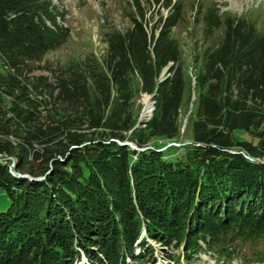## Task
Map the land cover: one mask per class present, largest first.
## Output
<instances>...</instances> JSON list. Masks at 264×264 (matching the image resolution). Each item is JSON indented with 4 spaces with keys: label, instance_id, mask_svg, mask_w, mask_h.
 <instances>
[{
    "label": "trees",
    "instance_id": "obj_1",
    "mask_svg": "<svg viewBox=\"0 0 264 264\" xmlns=\"http://www.w3.org/2000/svg\"><path fill=\"white\" fill-rule=\"evenodd\" d=\"M142 1L167 12L150 19ZM128 3L100 55L52 63L70 36L64 12L0 0V264L154 263L151 241L182 260L231 259L234 241H264V31L195 2L196 109L179 141L184 2ZM142 93L154 108L135 126Z\"/></svg>",
    "mask_w": 264,
    "mask_h": 264
},
{
    "label": "rangeland",
    "instance_id": "obj_2",
    "mask_svg": "<svg viewBox=\"0 0 264 264\" xmlns=\"http://www.w3.org/2000/svg\"><path fill=\"white\" fill-rule=\"evenodd\" d=\"M128 1L53 0V3L58 6L60 11L64 12L63 24L69 28L70 36L59 48L49 52L45 56V60H49L52 63H62L67 59L82 57L89 52L100 55L105 46L101 38L103 31L108 27L123 28L128 25L130 11ZM196 1L183 0V18L174 30V35L178 39L182 53V65L186 81L185 93L180 107L181 132L179 141H186L188 136L185 127L188 119L196 109L197 92L194 86V73L197 52L193 47L195 45L198 46L197 41H199L202 33L201 23H194L193 21ZM210 1L215 2L221 12H230L255 19L260 30L264 31V0H203L205 3H209ZM142 3L146 9V16L150 19L155 18L159 11L163 14L167 12L163 7L157 5L148 7L144 1ZM148 96V94H140L133 105L134 111H136L138 118H141V120L147 119L152 115L151 112L149 114L150 116L148 114L142 115V110L145 107V99ZM151 100L152 98L147 99L148 103ZM152 107L153 104L150 106L151 110ZM237 136L246 139L250 138L248 134H240V132H237ZM9 205L10 198L0 188V211L6 210ZM150 243L155 248L152 255V259H155L154 263L148 261L140 264H264V260L261 262H253L256 258L264 254V241L262 240L234 241L230 248L232 250L231 259L220 256L215 250H206L190 258L188 261L182 260V257L179 255V250H173L174 253H170V250L163 252L160 245L153 241ZM167 256H170V258L166 259L165 257ZM83 261L84 258L82 257L79 262L81 263Z\"/></svg>",
    "mask_w": 264,
    "mask_h": 264
},
{
    "label": "water",
    "instance_id": "obj_3",
    "mask_svg": "<svg viewBox=\"0 0 264 264\" xmlns=\"http://www.w3.org/2000/svg\"><path fill=\"white\" fill-rule=\"evenodd\" d=\"M148 98H152V95H149ZM150 103L153 104V100H151ZM153 108H154V106L152 107V110H153ZM152 110H151V114H152ZM138 120H139L138 122H140L141 121V118H138ZM138 122H137V124H138ZM119 143L120 144H127L131 148H133V149H138V150L139 149H142V148H138L135 144H133L132 142H129V141H123V142H119ZM169 144L179 145L178 143H169ZM11 172H13L14 176H16V177H25V178H28V179H31V180H40V179L43 178V176H40V177H31V176H28L27 174H20V173L16 172L14 168L11 169Z\"/></svg>",
    "mask_w": 264,
    "mask_h": 264
},
{
    "label": "bare ground",
    "instance_id": "obj_4",
    "mask_svg": "<svg viewBox=\"0 0 264 264\" xmlns=\"http://www.w3.org/2000/svg\"><path fill=\"white\" fill-rule=\"evenodd\" d=\"M147 99L149 100V98H147ZM147 99H145V107H144V110H142V115H146V114L149 115L151 112V108H150L151 103H150V101L148 103ZM12 168H13V166L10 169H12Z\"/></svg>",
    "mask_w": 264,
    "mask_h": 264
},
{
    "label": "built area",
    "instance_id": "obj_5",
    "mask_svg": "<svg viewBox=\"0 0 264 264\" xmlns=\"http://www.w3.org/2000/svg\"><path fill=\"white\" fill-rule=\"evenodd\" d=\"M0 155H2V156H3V153H1V152H0ZM6 160H7V159H6ZM7 161H8V160H7ZM9 162H10V161H9Z\"/></svg>",
    "mask_w": 264,
    "mask_h": 264
}]
</instances>
